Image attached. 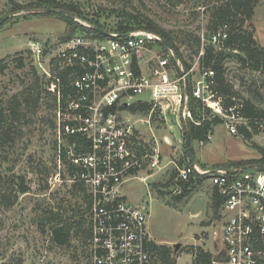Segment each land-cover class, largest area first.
<instances>
[{
	"label": "rangeland",
	"instance_id": "obj_1",
	"mask_svg": "<svg viewBox=\"0 0 264 264\" xmlns=\"http://www.w3.org/2000/svg\"><path fill=\"white\" fill-rule=\"evenodd\" d=\"M34 1L0 0V19L10 16L0 25V69L4 67L0 71V108L15 106V97L21 103L16 120L5 113V121L0 124L8 130V138L0 132V264H90V237L84 239L82 235V232L90 230L89 188L71 182V170L63 168L58 161L54 104L45 92L46 82L33 64L27 47V42L36 38L49 53L52 47L71 34L73 26L58 15L37 16L44 8L31 7ZM59 1L77 5L83 13L79 24L88 26L95 19L112 26L117 19L115 14L110 16V12L124 10L148 16L173 34L174 45L189 67L185 71L181 60L175 58L179 61L177 64L170 57L165 69L171 80L180 78L177 68L180 66L183 72L188 73L191 89L199 87L205 97H212L210 102L220 98L224 107L231 97L239 110L245 101L264 108V74L242 65L238 60L239 53L226 49L223 41L216 45L210 41L211 36L223 28L212 30L209 27L213 7L219 6L223 0H180V3L168 0ZM92 18L95 19L91 21ZM244 29L252 31L256 42L264 47V3L257 2L254 15L245 23ZM196 39H199V48ZM210 46L224 54L221 77L225 80L223 84L230 88L228 93L220 91L223 90L219 87L220 81L205 75L209 71L204 69L202 58ZM164 56H169L168 49L160 45L158 57ZM20 59L22 67L18 62ZM161 73L158 65V76ZM198 82L203 85L197 86ZM207 84L208 89L204 88ZM33 91L39 93L40 101L36 107L26 106L23 98ZM142 98L148 97L143 95ZM205 106L210 111L196 109L198 117H194L188 101L187 108L195 122H211L217 117L207 104ZM150 107L146 112L135 114L133 119L146 120ZM175 107L176 104L170 107L164 102L158 104L150 124H138L150 146L157 140L159 166L165 168L159 173L156 169L147 175L138 174L123 185L122 193L132 206L145 207L148 233L155 244L168 246L176 264H195V248L212 251L213 232L219 231L221 224L211 205L214 190L207 178L198 182L186 202L185 199L181 202L174 200L182 192V185L176 184L177 168L187 164L183 129L191 123L189 119L183 122L180 114L173 110ZM221 120L220 124L211 125L208 139L202 145L192 142L198 167L213 169L259 160L261 154L257 147L264 148V124L259 134L247 139L239 130L245 125L233 122L237 133L230 134V123L226 119ZM148 175L153 176L141 181V177ZM21 186L27 188L25 194L20 193ZM52 215L59 218L53 221ZM59 219L75 224L83 222L78 233V226L74 225L71 240L63 247L55 245L51 239V229Z\"/></svg>",
	"mask_w": 264,
	"mask_h": 264
},
{
	"label": "built area",
	"instance_id": "obj_2",
	"mask_svg": "<svg viewBox=\"0 0 264 264\" xmlns=\"http://www.w3.org/2000/svg\"><path fill=\"white\" fill-rule=\"evenodd\" d=\"M81 25L85 30L59 42L49 53L36 38L27 42L54 104L58 161L71 170V182L89 188L90 264H154L148 213L145 207L132 206L122 187L139 173L159 168L157 140L150 146L138 125L150 124L158 104H176L173 110L183 122L189 119L200 125L187 108L190 90L185 96L184 79L188 73L179 66L180 78L170 79L165 68L174 55L168 50L169 56L158 57L161 38L154 32L123 33L127 36L108 32L112 37H106ZM227 37L225 25L210 41L216 45ZM191 96L226 119L230 134L237 133L233 122L246 125L236 106L224 108L220 98L210 102L212 97H205L199 87L191 89ZM144 104L152 107L148 118L134 120ZM177 169V185L192 176L205 177L202 174L208 171L191 165ZM205 178L217 193L221 224L213 232V250H204L210 254L208 264H264V170L256 165L219 168Z\"/></svg>",
	"mask_w": 264,
	"mask_h": 264
},
{
	"label": "trees",
	"instance_id": "obj_3",
	"mask_svg": "<svg viewBox=\"0 0 264 264\" xmlns=\"http://www.w3.org/2000/svg\"><path fill=\"white\" fill-rule=\"evenodd\" d=\"M124 2H127V0H123ZM170 2H179L180 0H168ZM257 2L255 0H223L222 3L217 6L213 7L212 9V15H211V21L209 27H211L212 30L216 29L217 27L227 26L228 27V37L224 41V47L226 49H230L232 51L238 52L239 57L238 60L242 65L248 66L249 69L252 71H257L261 74H264V47L260 46L256 40L253 37L252 31L243 30V26L246 22L250 21L254 15V8L256 7ZM31 7H39V8H56V9H62L67 11L68 13L75 16L77 20H79L80 17L83 16L82 11L80 8L72 3H61L59 0H35L33 4H31ZM125 9V8H124ZM37 13H33V15H36ZM115 14V18L117 20L114 21L112 26L110 24H107L105 22H100L98 19H95L91 22L92 27L100 28L106 32H115V33H128L130 31L134 30H148L151 32H154L158 34V36L161 39H164L167 41L174 49L176 57L181 60V63L183 67H185V71L189 69L187 64L183 61L182 56L180 55L178 49L174 45V37L173 34L170 31H166L163 28H161L159 25H157L153 20H151L148 16L144 14H140L138 12H110L109 15ZM58 15L62 19L67 20L72 28V32L70 35L65 36L63 40L69 38L71 35H73L77 31H83L85 28L79 24V21L70 20L67 17L59 14V13H48V12H41L40 15H37L39 17H48V16H56ZM109 15L106 16V18L109 17ZM100 16V15H99ZM98 16V17H99ZM75 30V32H74ZM74 32V33H73ZM95 32V31H94ZM96 35H101L97 32H95ZM195 43L197 45V48H199V39L195 40ZM162 47H164L165 50L167 48L164 46V44L161 42ZM224 57V54L222 52H217L215 48L212 46L208 47L205 50L204 56L202 58L203 60V67L204 69H208L209 72H211L212 76L208 78H214L219 82V87H222L220 90L223 93H228L230 91V88L223 84V78L221 77L222 73V58ZM172 61L175 60V56L172 57ZM19 66H23V61L21 62V59L18 60ZM4 67L0 69V71H3ZM188 80V86L190 90V108H192V114L194 117H198L196 109L198 111L206 110L207 112L210 111L206 107L202 105L201 102L195 101V99L191 96V84H190V78H187ZM212 82V81H209ZM32 91V90H30ZM28 97L23 98V102L26 104V106L31 105L33 107H36L37 104L40 101V95L39 93H36V91L31 92V94H27ZM16 102L15 106H9L7 108H0V124L5 121V113H8L10 117L16 120L17 116V110L20 108L21 103L18 102V98L15 97ZM227 106L233 105L234 102L231 97L228 98ZM226 104V103H225ZM227 106H224L225 108ZM139 110L141 112H146L149 110V106L144 104L139 106ZM241 115L246 119L247 125L240 126L239 130L240 133L243 134L244 137L247 139H250L253 135L259 134L261 130L262 124H264V108L256 107L252 102L245 101L243 105L240 108ZM222 120L219 117H215L212 119L211 122H208L207 120H204L201 122L200 125H194L192 123L189 124V127L185 126V129L187 130L190 141H191V149H192V142H205L208 139V134L211 130V125H217L220 124ZM0 132L2 131L3 135L8 138V130H4V127L0 125ZM184 133V132H183ZM259 149V152L261 154V158L259 160H254L250 162L249 164H258L264 166V148L257 147ZM186 150V146H185ZM186 153V160L187 165L189 164L188 155ZM193 156L195 158L194 150L192 149ZM243 163H235L233 165L241 166ZM205 177H199L194 179L193 176L190 177L188 182H185L182 185V192L181 194L177 195L174 200L175 202H181L185 199L184 202H186L192 193L195 190V182L201 181ZM27 192V188L21 186L20 193L25 194ZM183 202V203H184ZM211 205L213 206L214 212L217 214V211L219 209V199L217 196L216 191H213L212 194V202ZM53 221L58 219L55 215H52L50 217ZM82 221V220H81ZM75 222L69 221V220H62L59 219L57 225L51 229V239L52 242L60 247L67 246L71 240V234L72 229L74 228V225L78 226V232H80L81 227H83V222ZM83 238L87 239L90 237V230L82 232ZM151 250L153 255L156 257V260L154 259V264H176L175 261L171 257V250L168 246L165 245H157L155 243H151ZM196 249V259L195 264H208L210 259V254L208 252H205L203 248L197 247Z\"/></svg>",
	"mask_w": 264,
	"mask_h": 264
},
{
	"label": "water",
	"instance_id": "obj_4",
	"mask_svg": "<svg viewBox=\"0 0 264 264\" xmlns=\"http://www.w3.org/2000/svg\"><path fill=\"white\" fill-rule=\"evenodd\" d=\"M41 12H48V13H59L65 17H67L68 19L70 20H74V21H77L75 16L68 13L67 11L65 10H62V9H56V8H47V9H43V10H40ZM9 15L3 17L0 19V25L2 23H4L5 21H7L9 19ZM92 29L99 33V34H102L106 37H112L111 34H109L108 32L100 29V28H96V27H92ZM128 34H121L119 36H127ZM161 42L164 44V46L170 51L173 53V55L175 56V58L177 59L175 53H174V49L173 47L167 42L165 41L164 39H161ZM189 94V86H188V80L187 78L184 79V95L187 96ZM183 132H184V136H185V146H186V152H187V155H188V160H189V164L194 167L195 166V158L193 156V153H192V149H191V141H190V136L187 132V130L185 129V126H184V129H183ZM256 167L264 170V166L263 165H256ZM217 169H211V170H208L206 171L205 173H203L202 175L203 176H208L210 174H213L216 172Z\"/></svg>",
	"mask_w": 264,
	"mask_h": 264
},
{
	"label": "crops",
	"instance_id": "obj_5",
	"mask_svg": "<svg viewBox=\"0 0 264 264\" xmlns=\"http://www.w3.org/2000/svg\"><path fill=\"white\" fill-rule=\"evenodd\" d=\"M166 140H167V138H166ZM254 160H258V158L257 159H254ZM169 163H173L172 161H170ZM243 164L241 165V166H247V165H258V164H248V162H242ZM187 165V164H186ZM186 165H183V167L184 166H186ZM195 166L196 167H198V165H197V161H196V158H195ZM237 165H228V166H225V165H223L222 167H216V168H213V169H219V168H234V167H236ZM165 168V166H159V168H158V173L161 171V170H163ZM199 168V167H198ZM201 169V168H200ZM201 170H211V169H201ZM139 174H143V173H139ZM146 175H147V173H145ZM149 174H151V173H149ZM159 175V174H158ZM153 175H148V176H146V179H145V181L146 180H148L150 177H152ZM141 178H143V177H141ZM206 180H208V179H206ZM205 180V181H206ZM144 182V181H143ZM199 182H201V181H199ZM204 182V181H203ZM209 183V185L211 186V184H210V182H208ZM197 184H198V182H195L194 183V185L195 186H197ZM212 187V186H211ZM214 190V189H213ZM125 196V195H124ZM126 197V196H125Z\"/></svg>",
	"mask_w": 264,
	"mask_h": 264
}]
</instances>
